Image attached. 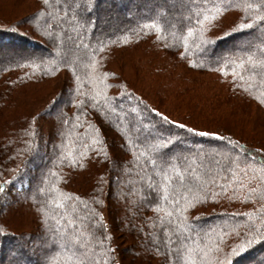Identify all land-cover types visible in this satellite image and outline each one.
<instances>
[{
  "label": "trees",
  "instance_id": "trees-1",
  "mask_svg": "<svg viewBox=\"0 0 264 264\" xmlns=\"http://www.w3.org/2000/svg\"><path fill=\"white\" fill-rule=\"evenodd\" d=\"M85 2L91 7L90 20L82 14L87 13ZM201 2L169 0L167 5L166 0H79L75 8L68 0H49L39 19L37 10L41 9V4L27 17L28 22L35 25L38 40H26L18 31L0 28V120L4 123L0 128V182L9 181L6 191L0 193V214L4 198L11 190L17 195H20L18 190H25L24 205L34 210L40 222L38 227L33 226L32 232L45 239L42 243H33L31 233L2 229L0 264L6 261L10 264H65L69 258V264L76 260L81 264H115L113 250L119 245L114 224L130 235L133 248L138 252L136 256L145 254L151 264H214L219 254L215 249L206 254V246L219 243L218 233L228 231L225 225L239 224L244 230L264 227L261 224L264 181L253 170L260 166L264 143L254 136L240 134V129L236 131L231 126L213 130L195 127L197 132L219 134L200 136L164 123L155 113L144 111V107L156 108L169 120L177 119L151 104L111 67L121 62L133 70L155 74L150 83L158 89V95H170L168 99L174 98L176 104L191 103L193 112L202 108L218 115L223 111L230 116L228 119L234 118L235 122L240 119L247 124L238 123L239 127L253 121L247 110L259 113L254 116L257 120L260 114L264 117V84L261 83L264 69L247 63V54L254 60L264 58L258 50L264 41V28L254 26L243 33L217 39L211 46H204L207 52L196 46L193 35L185 49L182 38L186 27L191 26L185 18L191 14L194 23ZM169 6L174 9H167ZM179 7L184 8L180 11ZM111 15L119 17L118 20L108 21ZM242 15V8H229L206 35L219 37ZM153 20L161 26L159 32L142 27ZM45 31L52 34L45 35ZM57 32L61 36L55 43ZM22 41L23 47L20 44L21 48L10 49ZM33 47L36 51H29ZM181 52L186 54L181 56ZM226 58L237 59V62L242 58L246 61L245 67L235 68ZM92 59L96 61L95 70L84 67ZM221 67L223 73L219 70ZM105 72L110 75L103 76ZM190 72L195 73L193 76L204 73L211 80L204 86ZM77 75L85 97L74 90ZM60 76H63V102L56 108L58 114L53 123L49 124L48 118L42 116L46 109L52 108L57 92L40 111L32 114L15 111L12 117L1 116L7 108L17 104L16 100L31 96L38 85ZM105 84L110 87L105 88ZM124 91L130 92L133 99L122 95ZM96 92H101L96 108L86 105L78 110L75 107L73 97L87 101ZM104 94L112 98L114 113L103 107ZM136 98L143 104L133 113L131 109L138 104ZM80 111L85 114L77 121L75 117ZM226 117L222 119L227 120ZM34 118H37L35 122ZM64 119L69 123L64 124ZM138 121H146L147 128L136 126ZM177 121L194 127L190 122ZM97 129L101 136L98 144L92 143ZM161 132L166 137H175L173 143L162 154L149 153L147 142ZM45 137H49L45 143L52 150L45 156L41 168V159L34 162V157L41 156ZM129 139L140 146L139 151L145 152L144 156L135 158L139 152L126 144ZM229 140L233 144L238 142L239 147H233ZM122 143L126 144L123 153L119 150ZM84 145H89L87 150ZM241 149L247 151L241 152ZM104 152H108L109 157L123 155L124 161L110 163ZM149 156L155 166L148 163ZM72 158L77 159L76 166L71 165ZM246 160L251 167H246ZM36 168L41 169L36 171ZM162 170L170 177L169 181L157 174ZM76 174H82L84 189L74 188ZM162 184L167 189V199L163 198ZM241 184L243 188L239 187ZM193 196L202 202L185 213L188 217L185 224L174 209L177 201L184 206L185 200L191 201ZM96 200L100 203H95ZM28 203L31 204L28 206ZM103 208L107 211L108 226L103 223ZM156 208L160 211H155ZM168 212L172 215L168 216ZM75 230L79 232L74 234ZM75 236L79 238L80 247L72 244ZM105 236L110 238L105 239ZM64 241L72 244V248L66 247L68 243L61 244ZM231 243L228 239L220 246L227 252ZM39 250L43 253L41 258L37 254ZM229 260L230 264H264V243L252 245Z\"/></svg>",
  "mask_w": 264,
  "mask_h": 264
},
{
  "label": "rangeland",
  "instance_id": "rangeland-1",
  "mask_svg": "<svg viewBox=\"0 0 264 264\" xmlns=\"http://www.w3.org/2000/svg\"><path fill=\"white\" fill-rule=\"evenodd\" d=\"M70 5L74 6L76 8L77 4H79V0H68ZM81 1V0H80ZM168 1L166 0V3L168 5ZM83 2V1H82ZM88 2V1H87ZM85 2L86 4V14L85 11L82 13L84 14L85 18L90 20L92 18V14L89 12V9L91 8L89 3ZM42 3V0H0V28H8L9 30L13 29L15 31H18L20 34H23L24 38L26 40L29 39H39L38 35L36 34V30L34 29L33 25L28 22L29 19H27L28 15L33 12L35 9L38 8L39 4ZM163 6H159V9H162ZM184 7H179V10L182 11ZM167 9L173 10L174 7H168ZM112 16V15H111ZM29 18V17H28ZM119 17H115L114 15L109 18L108 21L110 22H116ZM58 37L55 38L56 42L58 43L61 34L57 32ZM261 38V37H259ZM15 44V43H13ZM24 44V42H19L18 46H14L10 49L13 51L16 49L21 48ZM16 45V44H15ZM29 51L35 52L36 48H30ZM122 78H124L128 84L133 86L136 91L144 95V97L147 98V100L157 106L159 109L164 110L166 113H168L170 116L173 118L183 121L185 123H189V125H192L196 128L200 129H207V130H213V128L220 127V126H231L233 130L238 131L240 134H246L250 136H254L256 139L260 140L262 143H264V117L263 115L260 114L258 116V120L254 118V116L259 115L257 112H250L247 110L248 114H250L253 117V121H251V124L248 126H241V125H247L244 124V121H241L240 119L233 121L230 118L229 115L226 113L224 114L223 111H220L218 115H216L215 112H210L209 110L202 109L197 110V112H193L191 108V103L186 104V103H179L176 104L174 98L168 99L170 95H158V89L151 85L150 79L155 75L151 74L150 72H145V71H139L137 69L133 70L131 69L127 63H118L116 66H111ZM144 70V69H143ZM192 77L198 79L200 83H203L204 86L205 84H208V81H210V77L207 76L206 74H202V76L195 75V73L190 72ZM204 75V76H203ZM62 77L60 76L57 80L45 82L43 84H40L37 86L36 90L31 96H28L25 99H19V102H16L17 104L13 105L11 108H7L5 112H2L1 116L4 118H9L12 117L15 114V111H19L20 113H27L26 114H32L37 111H40L41 109L44 108V106H47L46 103L48 102V99L50 97H54L57 92V97L54 100L53 105L51 106V109H46L45 114L42 116L46 119V121L53 123L54 119L56 117V114H58V106L63 102V98H61L62 92ZM194 78V79H195ZM205 90V89H204ZM59 93V94H58ZM54 94V95H53ZM60 96V98H59ZM186 97L190 100L191 96L188 94ZM57 103V104H56ZM55 106V107H54ZM125 112V111H123ZM246 112V113H247ZM237 115V114H236ZM239 115V114H238ZM224 116H227L226 119H222ZM140 118V116L138 115ZM1 121V120H0ZM42 121H44L42 119ZM255 121V122H254ZM45 124L48 125L47 122L44 121ZM192 123V124H191ZM239 123V124H238ZM136 126H144L147 125V122L145 121H138L135 123ZM234 126H238V128H235ZM4 127V123L2 121L0 122V128L2 129ZM156 135V134H155ZM245 135V136H246ZM49 137H45V140L43 141V149H42V154L37 155L34 157V162H37L39 159L40 161V167L42 168L45 164V156L48 155L52 147L48 144L45 143L46 140H48ZM41 168H36V171H39ZM32 169V168H31ZM30 169V171H32ZM82 174H76L74 178V182L76 186L74 187L75 189H84L85 185L82 183ZM20 195H17L14 193V191L11 190V192L7 195V197L4 198L3 201V208L1 210L0 214V228L3 230H13L15 232H21L23 234L29 235L30 233L33 234L32 236V242L36 243H42L45 241L43 237L40 236H34L33 231V226L37 225V227L40 225L38 224L39 218L38 216L34 213V210L29 206L28 203L26 205L29 206L26 207L24 205V199L22 198V195H25L26 191L25 190H18L17 191ZM23 202V203H22ZM102 219L104 220L103 223L108 226V217H107V211L106 208L102 209ZM40 223V222H39ZM114 224V233L116 234L117 243L119 245V248L116 250H113V254L115 256V264H151V260L147 258L145 254H141L140 257H137L136 252L134 250V244L132 243V239L130 235L126 234L124 231H121L119 226H115ZM45 233H48V231H44ZM78 230L74 231L75 233H78ZM71 238V237H70ZM72 244L75 245V247H80V242L79 238L77 236L72 238ZM50 241V240H48ZM68 242L64 241L61 244H66ZM70 245V243L66 244V247L68 249H71L73 245ZM39 258H41L43 253L39 250L38 253ZM4 264H10L9 261H6Z\"/></svg>",
  "mask_w": 264,
  "mask_h": 264
},
{
  "label": "snow or ice",
  "instance_id": "snow-or-ice-1",
  "mask_svg": "<svg viewBox=\"0 0 264 264\" xmlns=\"http://www.w3.org/2000/svg\"><path fill=\"white\" fill-rule=\"evenodd\" d=\"M49 0H42L41 3V9H38L37 12L39 15H37V19H39V16L43 15L42 9L46 6H48ZM229 8H242L243 9V15L237 20L233 21L232 24L226 29L221 32V35L219 37H213L209 38V36L206 35V33L210 30L215 28L216 24L220 22L223 14L228 11ZM51 15V14H49ZM187 20V24L191 26L186 27V35L183 36L182 42L185 47V49L188 48V39L195 35V43L197 47L203 48L205 52L208 51L207 47L204 46H211L215 40L222 39L224 37H231L233 33H243L245 30H251L254 26H260L264 28V0H257V2H250V0H242V3H236V0H202L201 5L197 7L195 12V19L193 23V16L190 14L188 17L185 18ZM143 28L146 29H155L157 32L161 30V26L153 20L150 23H145ZM52 33L45 31V35L50 36ZM262 36H264V32H262ZM261 53V56L264 57V41H262L261 45L258 49ZM181 56H184L186 53L181 52L179 53ZM219 63V61H216ZM226 62H228L231 65H234L235 68L243 69L245 67L246 61L242 58L232 59V58H226ZM189 64H191V61H188ZM247 63L252 65H259L261 69H264V58L260 60H254L252 55L247 54ZM34 66V65H33ZM66 67H69V65H66ZM84 67L91 68L95 70L96 68V61L95 59H92L91 62L88 65H84ZM222 73L224 72L223 67L219 69ZM236 75V73H233ZM93 74L90 73V77ZM110 75L109 73L105 72L103 73V76L107 77ZM240 79H243V76H240ZM80 77L76 76L77 84L75 86V91L78 93L80 97H85L86 93L80 91V85H79ZM261 83L264 84V79L261 80ZM70 88H73V85H69ZM104 87H110V85H104ZM123 87V86H121ZM125 97H127L129 100L133 99V96L130 92L124 91L122 93ZM101 98V92H96L94 96L91 97L90 100L85 99H77L76 97H73V103L75 104V107L78 110H82L85 108V106H89L92 108H96L97 104L96 101ZM138 100V98H136ZM104 104L103 107L108 108L111 112H115L116 108L111 106V97H108L106 94L103 95ZM143 104V101L138 100V104L131 109L133 113L137 112L139 110L140 105ZM144 111H151L152 113H155L156 116L160 117L161 121L164 123H168L171 125H174L177 128L180 129H186L189 133H194L200 136H218L219 134L216 132H209V131H199L197 132L195 127H187L186 124L180 123L177 120H169V117L166 115H163L161 112L157 111L156 108L148 109L147 106L144 107ZM85 113L83 111H80L77 116L75 117L77 121H79L80 115H84ZM63 118V114H61V117ZM37 118H34V122ZM64 124H68L69 120L64 119ZM89 127L91 128L92 125L89 124ZM143 127L147 128V125H144ZM32 135V133H30ZM175 137H166L163 135V133L156 134L151 142H147V149L149 153H156V154H162L172 143L173 139ZM220 139H223V137H219ZM101 142V136L99 129L96 130L95 138L92 139V143H100ZM230 144H233L231 140H229ZM126 144H131L134 149H136L139 152V156H134L136 159H139L140 156H144L145 152L139 151L140 146L138 144H134L130 139L127 140ZM126 144L122 143L120 146V152L123 153L125 151ZM89 145H84V148L87 150ZM233 147H239L238 142L233 144ZM246 149H241V152H246ZM81 157L83 156V153L80 154ZM105 159H108L109 162H123L124 156L120 155H112L109 157L108 152H104ZM72 166L77 165V159L72 158L70 161ZM148 163L153 164L155 166V162L151 159L149 156ZM233 164L236 163V161H232ZM80 167H84L83 164H79ZM238 167V165H237ZM246 167H251L247 163L246 160ZM258 175L261 181H264V156L261 158L260 166L259 168L253 169ZM173 171H178L175 168H173ZM243 171V170H241ZM159 175L163 176L164 181H169L170 177L162 170L161 172L157 173ZM253 179L256 177L253 176ZM180 179L183 180L184 177L180 176ZM245 179H247V176H245ZM9 183V181L5 180L3 182H0V193H4L6 191V185ZM149 188H152V185H148ZM162 188H165L164 191V199H167L168 193L165 185H161ZM239 187L243 188L244 185L241 184ZM155 191V189H153ZM226 191V189H225ZM254 191V189L252 190ZM77 199H79L77 197ZM199 199H197L196 196H193L191 201L185 200L184 206H180V202L177 201V207L174 209L175 212L179 213L182 217V222L186 224L188 217L185 215L189 211V209H194L196 203H201ZM95 203L99 204L100 201L96 200ZM61 207L63 205H60ZM155 211H160L159 208L154 209ZM168 216H171L172 213L168 212ZM261 224L264 225V220L261 221ZM225 227L228 228V231H221L218 233L219 237V243H213L212 247L206 246V254L208 252L215 251L219 254L216 258H214V264H230L229 257H233L238 255L239 253L244 252L247 248L251 247L252 245H255L257 243H264V227L261 226H255V227H249L247 230L241 229V226L239 224L235 226L225 225ZM3 230L0 229V233H2ZM110 237L105 236V239H109ZM228 239H231L232 243L228 245L229 250L225 252L223 248L220 246L221 244H224V242ZM109 252H111V249H108ZM189 253H191V249L188 250ZM71 258H69V261ZM69 261H66L65 264H69ZM73 264H81L79 260H76L73 262ZM194 264V262H192Z\"/></svg>",
  "mask_w": 264,
  "mask_h": 264
}]
</instances>
